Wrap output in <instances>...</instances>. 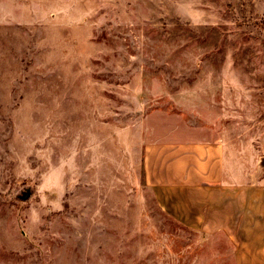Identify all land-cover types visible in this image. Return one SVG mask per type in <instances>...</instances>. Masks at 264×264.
Here are the masks:
<instances>
[{
  "label": "rangeland",
  "instance_id": "1",
  "mask_svg": "<svg viewBox=\"0 0 264 264\" xmlns=\"http://www.w3.org/2000/svg\"><path fill=\"white\" fill-rule=\"evenodd\" d=\"M220 138L264 176V0H0V264H236L149 178Z\"/></svg>",
  "mask_w": 264,
  "mask_h": 264
},
{
  "label": "crops",
  "instance_id": "2",
  "mask_svg": "<svg viewBox=\"0 0 264 264\" xmlns=\"http://www.w3.org/2000/svg\"><path fill=\"white\" fill-rule=\"evenodd\" d=\"M229 142L165 146L154 161L147 156L149 178L160 207L177 220L229 235L236 264H264L263 172L232 158Z\"/></svg>",
  "mask_w": 264,
  "mask_h": 264
}]
</instances>
